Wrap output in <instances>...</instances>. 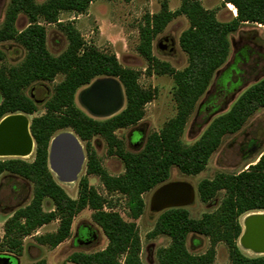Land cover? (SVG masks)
I'll list each match as a JSON object with an SVG mask.
<instances>
[{
    "label": "trees",
    "instance_id": "obj_1",
    "mask_svg": "<svg viewBox=\"0 0 264 264\" xmlns=\"http://www.w3.org/2000/svg\"><path fill=\"white\" fill-rule=\"evenodd\" d=\"M91 3L92 0H9L0 27V44L15 42L24 49L25 55L18 65L0 67V121L10 115L31 116L39 106L44 114L30 121V134L35 143L33 160L0 159V177L8 174L32 184L30 203L17 209L4 224L0 253L19 255L22 239L54 220L59 221L56 231L37 236L35 241L51 249L58 247L69 238L75 216L88 208L93 212L92 221L106 237L107 246L94 253L75 252L69 256V263L142 264L135 223L145 208L142 196L166 183L172 168L187 176L201 173L222 139L240 132L264 108L263 77L244 90L229 111L213 118L192 145L182 144L188 118L215 73L228 59L229 35L242 25L264 26V0H222L224 6L231 4L236 9V17L228 22L218 21L216 13L204 8L201 0H180L175 11H170L163 2L158 13L143 17L137 52L147 62L146 75H167L173 79L176 114L160 131L148 135L139 151H125L115 132L138 124L144 117L145 106L156 94L142 88L138 83L139 73L122 67L113 53L87 45L73 21L60 20L62 13L85 14ZM21 15L26 18L27 26L18 31L16 22ZM179 16H184L189 23L179 37V47L187 56V66L181 71L152 55L154 38ZM48 25H56L68 42L58 56L51 55L46 46ZM58 75L63 77L62 81L42 103L24 93L39 83H52ZM103 77L119 80L124 89L125 106L113 117L96 120L76 106L75 95ZM61 131H72L84 143L86 175L97 176L108 194L126 198L132 222L124 221L111 208L105 211L107 201L89 186L86 177L79 181L76 200L70 199L57 184L48 168V150L52 137ZM94 137L103 139L108 154L122 161L123 174L111 176L101 167L91 145ZM197 191L202 203L213 200L220 192L224 195L217 209L200 219L190 218L184 208L167 209L159 214L149 237L165 236L170 244L157 251L158 264H213L215 248L220 243L227 247L231 264H264V256L246 257L237 245L242 233L239 218L251 212H264V148L245 170L237 174L218 173L211 180L201 181ZM45 199L52 202L53 211H43ZM189 235L197 237L195 240L199 237L209 240L210 247L205 254L189 253L186 245ZM33 264L46 262L39 260Z\"/></svg>",
    "mask_w": 264,
    "mask_h": 264
},
{
    "label": "rangeland",
    "instance_id": "obj_2",
    "mask_svg": "<svg viewBox=\"0 0 264 264\" xmlns=\"http://www.w3.org/2000/svg\"><path fill=\"white\" fill-rule=\"evenodd\" d=\"M43 1L37 0V2ZM163 2L167 3L170 11H175L180 6V0H131L130 2L92 0L85 14L76 16L72 13H62L59 17L62 22L73 21L75 28L80 32L87 45L94 46L102 52L113 53L122 67L138 72V83L142 88L155 91L154 100L145 106L143 119L134 126L115 132L116 137L123 144V149L128 152L139 151L147 136L160 131L163 125L176 114L173 79L167 75H146L147 62L137 52L139 27L143 17L146 14L158 13ZM8 3L9 0H0V27ZM201 4L204 8L213 10L220 22H228L234 18L232 9L224 6L222 0H202ZM26 26V18L22 15L19 16L16 29L20 31ZM188 27L189 23L184 16L173 19L152 42L154 58L160 62L168 63L177 71L183 70L187 66V56L179 47V37ZM229 41L230 53L227 61L215 73L207 91L198 100L195 109L187 120L181 137L184 146H190L198 140L213 118L229 111L244 90L264 77V26L242 25L237 32L229 35ZM67 44L66 37L56 25L46 26V46L51 55H60L65 51ZM24 55V49L17 43H2L0 44V67L18 65L23 60ZM62 79L63 77L58 75L52 83H39L46 88L48 94H45V88L37 87L38 85L28 87L24 93L38 103H42L46 96L51 95L53 87ZM84 88L76 93L75 104L87 114L78 102V94ZM42 114H44V110L42 106H39L35 114L26 117L30 123L33 117ZM81 145L84 148V143L81 142ZM91 145L101 167L109 175L119 176L123 174L124 165L122 161L117 156L108 154V147L103 139L94 137ZM262 148H264V108L258 110L240 132L225 136L222 139L220 147L212 154L201 173L187 176L181 174L176 168H172L170 177L164 184L171 182L190 184L194 190V200L190 205L181 208L188 211L190 218L200 219L204 214L212 213L217 209L224 193L220 192L213 200L202 203L198 196V184L203 180L213 179L218 173L237 174L245 170L248 163L256 161L257 154ZM33 158L34 153L22 160L31 162ZM86 163L85 154L82 170L75 182L61 184L54 176L55 181L70 199L76 200L79 181L86 177L89 186L107 201L108 205L104 207L105 211H109L111 208L124 221L132 222L133 220L128 215L126 198L120 194H108L97 176L86 175ZM7 175L4 174L3 176ZM2 180H0L2 182L0 188V239L4 235L3 227L6 220L17 209L29 204L32 199L31 183L23 181L24 183L19 186L18 192L13 194L9 185L4 183L5 180ZM159 187L142 196L145 208L142 215L135 221L141 242L140 260L142 264H158L157 251L168 247L170 244V239L165 236L149 237L159 214L163 212L156 213L150 210L152 195ZM42 209L44 212L53 211L52 202L45 199L42 203ZM92 213L88 208L78 213L73 219L69 238L54 249L47 245L37 244L35 238L55 232L59 225L58 220L44 225L32 235L23 238L21 253L16 256L12 255L16 259L12 261V264H33L39 260H44L46 264H71L68 258L75 252L94 253L103 250L107 246V239L102 230L92 221ZM242 218L243 216L239 218V222ZM88 233L91 234V238L86 240ZM195 238L197 237L191 235L187 238L186 245L189 253L197 256L205 254L210 247L209 240L205 237H199L200 239H196L200 240L197 244ZM238 248L244 256L249 258L264 256L249 251L240 245ZM213 264H231L225 244L220 243L216 246Z\"/></svg>",
    "mask_w": 264,
    "mask_h": 264
},
{
    "label": "water",
    "instance_id": "obj_3",
    "mask_svg": "<svg viewBox=\"0 0 264 264\" xmlns=\"http://www.w3.org/2000/svg\"><path fill=\"white\" fill-rule=\"evenodd\" d=\"M171 42V41H170ZM37 87L45 88L42 84ZM46 90V88H45ZM78 102L87 114L96 119L115 116L125 106L124 89L118 79L103 77L92 81L78 94ZM33 147L30 124L26 116L10 115L0 121V156L21 158ZM85 161L84 148L79 138L70 131L56 133L49 144L48 168L59 182H75ZM194 200V190L186 182L163 184L155 190L150 201L152 212L181 208ZM239 244L256 254L264 255V217H255L244 224ZM16 260L0 253V264H12Z\"/></svg>",
    "mask_w": 264,
    "mask_h": 264
},
{
    "label": "crops",
    "instance_id": "obj_4",
    "mask_svg": "<svg viewBox=\"0 0 264 264\" xmlns=\"http://www.w3.org/2000/svg\"><path fill=\"white\" fill-rule=\"evenodd\" d=\"M202 1V0H201ZM227 6V5H226ZM234 10H235V14H236V9L234 8ZM234 17H236V15L234 16ZM259 26H261V25H259ZM18 115V114H17ZM21 115H23V114H21ZM24 116H28V115H24ZM30 124V123H29ZM35 152V143H34V141H33V147H32V150H31V152L29 153V155H32V153H34ZM0 158H6V159H10L11 157H2V156H0ZM20 159H23V158H20ZM3 160V159H2ZM4 177V178H3ZM1 179H3V180H5L4 181V183L5 184H7V185H9V187L12 189V192H13V194L14 193H16V192H18V189H19V186L20 185H22V183H24L23 181H25V180H23V179H20V178H18V177H15V176H12V175H7V176H1L0 177V180ZM2 180V181H3ZM2 182H0V184H1ZM244 216V215H243ZM240 223H241V221H240ZM241 225V224H240ZM242 227V226H241ZM243 232V231H242ZM242 234V233H241ZM241 236V235H240ZM240 238V237H239ZM237 245H240L239 244V239H238V241H237Z\"/></svg>",
    "mask_w": 264,
    "mask_h": 264
},
{
    "label": "bare ground",
    "instance_id": "obj_5",
    "mask_svg": "<svg viewBox=\"0 0 264 264\" xmlns=\"http://www.w3.org/2000/svg\"><path fill=\"white\" fill-rule=\"evenodd\" d=\"M227 6H228V8L229 9H234V7L231 5V4H227ZM28 156H30L29 154L28 155H26V156H23V157H21V158H27ZM54 176H55V174L54 173H52ZM55 178H56V180L58 181V179H57V177L55 176ZM59 182V181H58ZM59 183H61V184H71V183H73V182H68V183H66V182H59ZM255 217H264V213L263 212H257V213H255V212H251V213H247V214H245L244 216H243V218H242V220H241V226H242V233L244 234L245 233V226H244V224H245V222L247 221V220H250V219H252V218H255ZM240 246H242L241 244H240ZM243 247V246H242ZM244 248V247H243ZM246 249V248H245ZM247 250H249V249H247ZM250 251V250H249Z\"/></svg>",
    "mask_w": 264,
    "mask_h": 264
},
{
    "label": "flooded vegetation",
    "instance_id": "obj_6",
    "mask_svg": "<svg viewBox=\"0 0 264 264\" xmlns=\"http://www.w3.org/2000/svg\"><path fill=\"white\" fill-rule=\"evenodd\" d=\"M45 94H48L47 90H44ZM2 187V184H0V188ZM89 238H91V234L88 233V237L86 238V240H88Z\"/></svg>",
    "mask_w": 264,
    "mask_h": 264
},
{
    "label": "built area",
    "instance_id": "obj_7",
    "mask_svg": "<svg viewBox=\"0 0 264 264\" xmlns=\"http://www.w3.org/2000/svg\"><path fill=\"white\" fill-rule=\"evenodd\" d=\"M232 12H233V15L235 16L236 14H235V10L234 9H232Z\"/></svg>",
    "mask_w": 264,
    "mask_h": 264
}]
</instances>
